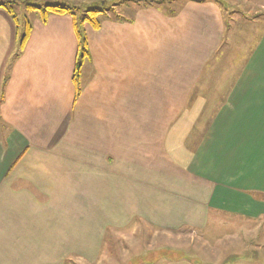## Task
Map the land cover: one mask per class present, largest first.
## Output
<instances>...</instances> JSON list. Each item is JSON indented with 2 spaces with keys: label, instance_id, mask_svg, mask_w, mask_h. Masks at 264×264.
<instances>
[{
  "label": "crops",
  "instance_id": "1",
  "mask_svg": "<svg viewBox=\"0 0 264 264\" xmlns=\"http://www.w3.org/2000/svg\"><path fill=\"white\" fill-rule=\"evenodd\" d=\"M136 1L83 26L76 98L73 19L28 12L19 50L0 0V264H198L114 235L216 244L223 220L264 222V25L233 27L214 0Z\"/></svg>",
  "mask_w": 264,
  "mask_h": 264
},
{
  "label": "rangeland",
  "instance_id": "2",
  "mask_svg": "<svg viewBox=\"0 0 264 264\" xmlns=\"http://www.w3.org/2000/svg\"><path fill=\"white\" fill-rule=\"evenodd\" d=\"M6 2H14V5H10L11 10L17 17L19 31L22 34L24 18L28 17L24 10L26 4H35L39 7H44L49 3L65 4V5H84L83 8L87 9L92 5V2L99 0H1ZM105 6L107 8L115 7L116 0H105ZM223 3V9L225 11V18L227 21L234 25L233 27H244L248 26V22L257 20L260 24L264 25V0H220ZM150 0H140L136 3H146ZM82 10H80L79 14ZM108 14L111 16L114 14V9L111 8ZM251 38V37H250ZM240 46L248 48L249 40L242 41ZM223 220V219H222ZM220 221V220H219ZM222 222V221H221ZM224 225H228L229 229L227 232L225 229L218 233L216 244H213V234L206 233L209 238L210 244L205 240L202 233L189 230L187 228L180 230L179 232L169 233L160 232L157 230H149L141 228L140 225H136V228L130 232L122 233V235H114V239L122 240L121 242L138 241L137 247L132 248V253H143L140 247L147 244L149 248L157 246L169 245L173 247H182L188 251L192 250L195 256L199 259H195L198 264H229L236 261L237 257L231 258L230 255L239 256V261H246L250 264H264V222H242L235 219L223 220ZM223 228V227H222ZM210 235L211 238H210ZM154 241V242H153ZM135 243V242H134ZM209 244V245H208ZM125 258L130 256L129 252L126 251ZM124 254V253H123ZM248 254V258L246 255ZM192 257L193 254H191ZM188 257V256H187ZM124 260V259H123ZM144 260V259H143ZM193 261V259H191ZM135 264V263H134Z\"/></svg>",
  "mask_w": 264,
  "mask_h": 264
},
{
  "label": "trees",
  "instance_id": "3",
  "mask_svg": "<svg viewBox=\"0 0 264 264\" xmlns=\"http://www.w3.org/2000/svg\"><path fill=\"white\" fill-rule=\"evenodd\" d=\"M194 1H207V0H194ZM216 3L220 4V0H214ZM105 0L95 1L92 2V5L87 9L83 8L84 5L79 4L78 6L75 5H65V4H56V3H49L44 7H39L35 4H26L24 6V10L26 12H33L38 13L41 21L43 23L46 22L49 16H70L73 19L74 29L77 37L78 42V55H77V62L75 67V74H74V83H75V91L77 98L81 93V86L78 82L79 80V70L81 64L84 60L88 59V47H87V40L85 36V32L83 29L84 25L90 26L93 30H98L101 26V18L108 14L111 8H107L105 6ZM10 5H14V2H6L2 5V7L7 11V13L12 17V20L17 23V17L15 16L14 12L11 10ZM81 13L79 14V12ZM32 26L28 21H25L23 25V33L20 37L18 48L21 50L27 41Z\"/></svg>",
  "mask_w": 264,
  "mask_h": 264
}]
</instances>
